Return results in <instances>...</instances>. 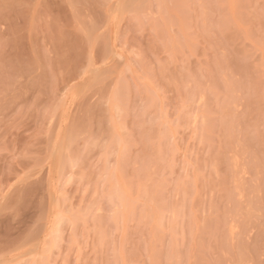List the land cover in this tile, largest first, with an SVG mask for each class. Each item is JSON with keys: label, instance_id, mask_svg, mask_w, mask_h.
<instances>
[{"label": "rangeland", "instance_id": "374dc122", "mask_svg": "<svg viewBox=\"0 0 264 264\" xmlns=\"http://www.w3.org/2000/svg\"><path fill=\"white\" fill-rule=\"evenodd\" d=\"M0 264H264V0H0Z\"/></svg>", "mask_w": 264, "mask_h": 264}]
</instances>
